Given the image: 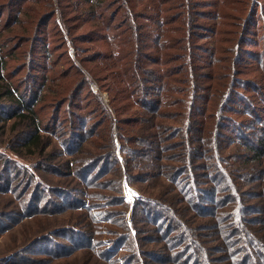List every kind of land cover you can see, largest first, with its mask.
Wrapping results in <instances>:
<instances>
[{
    "label": "trees",
    "instance_id": "1",
    "mask_svg": "<svg viewBox=\"0 0 264 264\" xmlns=\"http://www.w3.org/2000/svg\"><path fill=\"white\" fill-rule=\"evenodd\" d=\"M4 235L0 264H264V0H0Z\"/></svg>",
    "mask_w": 264,
    "mask_h": 264
},
{
    "label": "rangeland",
    "instance_id": "2",
    "mask_svg": "<svg viewBox=\"0 0 264 264\" xmlns=\"http://www.w3.org/2000/svg\"><path fill=\"white\" fill-rule=\"evenodd\" d=\"M91 88H92V90L93 91H97V89H96V87H95V85H91ZM102 97L106 100V94H103L102 95ZM128 190H129V188H124V191H123V194H124V196H125V201L127 202V203H131L132 201H133V190H131V194H132V196L130 197V193H128ZM21 228V227H20ZM20 228L18 227L17 229H15V230H13L12 231V234L14 235V236H16L19 240H21L22 239V235H21V233L19 232L20 231ZM10 242V239L8 238V236L7 235H4V236H1L0 237V252L2 251V250H4L5 248H6V246L8 245V243ZM64 263V262H63ZM65 264H68V263H65Z\"/></svg>",
    "mask_w": 264,
    "mask_h": 264
},
{
    "label": "bare ground",
    "instance_id": "3",
    "mask_svg": "<svg viewBox=\"0 0 264 264\" xmlns=\"http://www.w3.org/2000/svg\"><path fill=\"white\" fill-rule=\"evenodd\" d=\"M128 193H130V194H131V191H130V190H128Z\"/></svg>",
    "mask_w": 264,
    "mask_h": 264
},
{
    "label": "water",
    "instance_id": "4",
    "mask_svg": "<svg viewBox=\"0 0 264 264\" xmlns=\"http://www.w3.org/2000/svg\"><path fill=\"white\" fill-rule=\"evenodd\" d=\"M125 188H128L127 186H125ZM129 190L131 191V189L129 188Z\"/></svg>",
    "mask_w": 264,
    "mask_h": 264
},
{
    "label": "built area",
    "instance_id": "5",
    "mask_svg": "<svg viewBox=\"0 0 264 264\" xmlns=\"http://www.w3.org/2000/svg\"><path fill=\"white\" fill-rule=\"evenodd\" d=\"M132 196V194H130V197Z\"/></svg>",
    "mask_w": 264,
    "mask_h": 264
}]
</instances>
